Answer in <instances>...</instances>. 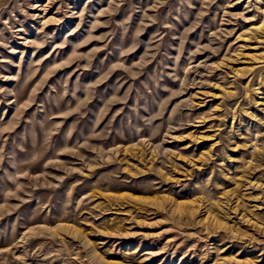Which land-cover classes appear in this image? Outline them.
I'll return each instance as SVG.
<instances>
[{
  "label": "rangeland",
  "instance_id": "1",
  "mask_svg": "<svg viewBox=\"0 0 264 264\" xmlns=\"http://www.w3.org/2000/svg\"><path fill=\"white\" fill-rule=\"evenodd\" d=\"M0 264H264V0H0Z\"/></svg>",
  "mask_w": 264,
  "mask_h": 264
}]
</instances>
